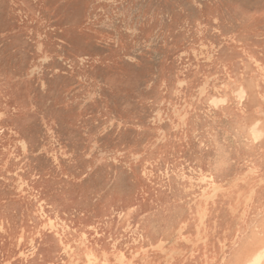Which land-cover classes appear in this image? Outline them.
<instances>
[{"label": "rangeland", "instance_id": "374dc122", "mask_svg": "<svg viewBox=\"0 0 264 264\" xmlns=\"http://www.w3.org/2000/svg\"><path fill=\"white\" fill-rule=\"evenodd\" d=\"M0 264H264V0H0Z\"/></svg>", "mask_w": 264, "mask_h": 264}, {"label": "bare ground", "instance_id": "6f19581e", "mask_svg": "<svg viewBox=\"0 0 264 264\" xmlns=\"http://www.w3.org/2000/svg\"><path fill=\"white\" fill-rule=\"evenodd\" d=\"M213 195V194H212Z\"/></svg>", "mask_w": 264, "mask_h": 264}]
</instances>
